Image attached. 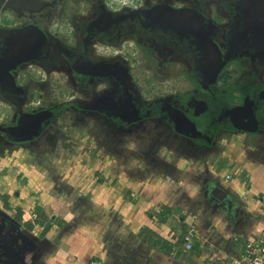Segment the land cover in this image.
Listing matches in <instances>:
<instances>
[{"label": "flooded vegetation", "instance_id": "flooded-vegetation-1", "mask_svg": "<svg viewBox=\"0 0 264 264\" xmlns=\"http://www.w3.org/2000/svg\"><path fill=\"white\" fill-rule=\"evenodd\" d=\"M36 6L0 0V153L17 147L34 153L62 139L60 122L86 117L102 130L106 123L113 133L147 131L157 141L177 136L199 148L239 133L264 145V0H37ZM140 62L158 65L166 77L147 75L151 95L131 77ZM173 63L180 66L169 70ZM35 66L38 77L28 69ZM100 83L109 87L97 93ZM159 84L167 88L158 91ZM66 107L72 112L62 115ZM244 143L239 161L263 165L264 146ZM239 161L236 168L246 170ZM40 242L0 209L2 264H25L29 252L38 264Z\"/></svg>", "mask_w": 264, "mask_h": 264}, {"label": "rangeland", "instance_id": "rangeland-1", "mask_svg": "<svg viewBox=\"0 0 264 264\" xmlns=\"http://www.w3.org/2000/svg\"><path fill=\"white\" fill-rule=\"evenodd\" d=\"M115 1L118 5L121 3H132V0ZM2 10L6 11L7 9L5 8ZM57 32L67 35L65 31ZM179 66L180 65L173 63L167 65V68L173 70ZM28 69L34 71L35 74L33 73V75L37 77L41 72L37 66ZM160 70L158 65H156V67H150L147 63L140 62L137 67L131 68V77L137 79V86H140L143 91L147 90L151 95L154 90L151 89L146 82L147 75L149 76L151 73L156 81H161L166 77H162L164 75L158 73ZM165 88L167 87H161L160 84L157 86L158 91H163ZM66 94L65 92V95ZM65 95L58 97L60 101L67 98ZM68 112H72L69 107L61 110L62 115H68ZM106 126L107 124L104 123V130H102L93 117L91 119L86 117L85 122H78L76 124H70L67 120L65 122L62 121L59 123L60 130L57 132V134L62 133V139H60V141L57 140L58 142L55 141L56 143L53 144L39 145L34 153H31L29 149L27 151L24 148L22 149L28 152L29 156L36 164L42 168H47L53 179L57 180L54 189L56 193L69 194L73 192V189L69 188L66 184L60 183L55 176L54 170L64 169L66 166H69V161H71L70 166L72 167L80 166L81 174L99 165L102 171H94L91 174V176L96 179V183L108 184L110 187L121 188L124 204L131 203L133 205V208L129 210L126 216H120L117 213L111 214L113 219L110 230L101 241L89 242L84 257V264H138L136 262L138 261L137 257L138 253L140 254L141 252V248L136 242V238H132V232L127 234L119 232L121 226L127 227V225H124V221H129L131 215L136 216L137 219L142 215V218L145 219V223L148 224L149 220H156V228L159 234L150 233V229L141 221L142 226L140 227V231H142V233L139 238L146 235L151 239H159V241L163 243L166 242L164 241L165 238L163 235H165V231L170 229L168 234L172 233V235H170L176 242H171L170 244L173 256L169 255L172 260L168 259L167 264H177L176 261L180 264H198L196 262L197 258L195 257L198 248L197 234L193 237L194 246L189 251L183 250V241H180L182 238L181 236L190 228L187 221L189 222L190 218L194 221L197 216H195V213L189 215L192 208L186 206L187 204L185 205L184 201H181V197L175 194H183L184 188L176 187V185L181 181L185 183L186 178L188 176L190 177L194 171H197V173L194 174L195 178L199 177L200 180L209 175L214 158L217 155L216 152L222 150L223 147L225 148L227 143H241L236 137L242 135V133L233 137L231 134L220 135L217 137L219 142H215L205 148H199L188 145L189 143H180L177 136L166 139L164 136H161L164 139L157 141V139L153 137L154 135L147 131L136 130L132 133H113L108 131ZM175 140H177V142H175ZM243 142L249 145H258L260 147L263 145V140L259 142L255 138L246 139L245 136ZM126 143H132L135 147L129 149L125 147ZM20 150L21 149L17 147L13 152L9 150V152L2 151L0 153V205H2L0 209H4L7 215L15 219L19 225L25 229L30 238L34 241H41L40 243L42 244L36 249V256L35 259H33L37 261L41 254L49 250L50 245L46 241H43L42 237L44 233L42 234V232H40V238L38 239L32 235L33 230L43 228L44 224L48 222L50 223V228L55 225L61 234L68 235L75 230L78 224L93 219L94 216H88L86 214L93 213L94 210L88 203L87 195L76 196L73 199L71 211L79 212V215L74 217L71 223H66L62 218L65 209L59 202L54 203L47 210L40 206L38 200L35 202L34 206L30 207L31 197L38 195L36 193H29V199L21 200L19 206L13 207L10 203V199L18 198L20 194L19 192H14L12 197L9 198L4 193L2 178L4 175L10 174L9 169L4 167L5 161L10 159L14 152ZM57 161H60V163H57ZM246 173V170L240 172L242 175H246ZM154 177H163L172 181L173 187L171 192H173L172 195H174L172 198L157 197L158 200H156L153 199L154 194H152V196L147 195L149 192L147 189L148 185L151 184L150 179ZM192 179L191 177V180ZM17 180L21 184L26 183V180L21 177H17ZM189 183L190 185H194L197 184L198 181L195 180ZM126 184L131 185V187H124ZM165 200L168 201L167 204L164 202ZM5 204H7V207ZM37 207H40L41 210L38 211ZM53 210L56 211V214H52ZM193 221H190V223H193ZM27 223L32 224V227L28 228ZM160 233H162V235H160ZM80 241L81 237L77 235L72 240V246L78 251H83V248L80 246ZM166 243L169 245L168 242ZM101 244H103V247L100 246ZM150 244L155 246L153 243ZM151 249L152 248L149 246L145 248L144 253L149 257H147L146 262L142 264L149 263ZM101 255L105 257L103 261L100 259ZM152 262L153 261L150 260L151 264H153ZM35 264L37 263L35 262ZM154 264L162 263L156 260Z\"/></svg>", "mask_w": 264, "mask_h": 264}, {"label": "crops", "instance_id": "crops-1", "mask_svg": "<svg viewBox=\"0 0 264 264\" xmlns=\"http://www.w3.org/2000/svg\"><path fill=\"white\" fill-rule=\"evenodd\" d=\"M221 152H227V156L221 157ZM241 152H244V150L239 144L227 143L225 148L223 147L222 150L216 153L217 155L214 158L209 175L200 180L199 177L195 178L194 174L197 173V171H194L190 177L188 176L186 178V185H190L189 182L191 181H198L197 184H194L198 186L200 190L196 198H189L185 190L183 194L178 195V193H175L177 196L181 197L180 199L184 201L185 205L187 204L186 206H190V208L193 209L190 210L189 215L195 213V216H197L194 221L190 218L187 224L190 223V221L195 222L194 227L197 231L196 238L198 240L197 255L195 254V257L197 258L196 262L198 264H232L233 260L238 259L241 253L242 240L247 235L256 233L252 230L253 225L264 223V164L260 167L251 168V166H249L251 165L250 163L239 161L242 160L240 159L241 157L243 158V156L240 155ZM238 161L241 162L242 165H245L244 168L247 171L246 175H242L240 172L237 174L235 171V164L238 163ZM222 173H227V175H221ZM228 176L231 178L229 179ZM191 177L193 178L192 180ZM150 181L151 184H149L150 186L148 185L147 188L149 191L147 194L148 196L154 194L153 199L156 200H158L157 197H167V199H170L174 196L172 195L173 192H171L172 187H167V184L172 182L171 180L169 181V179L163 177H154L150 179ZM204 187L208 188L205 194L203 193ZM213 187L220 188L225 193L224 198L219 200L220 203L210 199V191ZM250 209L252 211H249ZM133 216L131 215L127 228L136 229V234L132 233V238H136V242L141 248L136 263L142 264L146 262L149 256L144 252L145 248L149 246L152 248V251H150L148 264H151L150 260L153 261V264L156 260L161 261L162 264H167L168 259L172 260L171 257H169V255L173 256L171 250L169 253L165 252V250L161 248V241H157L158 239H151L146 235L139 238L142 233V231H140V227L142 226L141 221L150 229V233L159 234L156 228V220H149L148 224L145 223V219L142 218V215L138 217L139 219ZM129 232L131 231H128V233ZM168 232H170V229L165 231V235L163 236L165 238L164 241L168 242L170 245L174 238L171 237L172 233H170V235ZM160 235H162V233H160ZM150 243H153L156 247ZM176 262L180 264L178 261Z\"/></svg>", "mask_w": 264, "mask_h": 264}, {"label": "clouds", "instance_id": "clouds-1", "mask_svg": "<svg viewBox=\"0 0 264 264\" xmlns=\"http://www.w3.org/2000/svg\"><path fill=\"white\" fill-rule=\"evenodd\" d=\"M83 15L84 13L81 12ZM112 55H119L118 50H113ZM109 87L106 83H100L97 85L95 91L97 93L103 92ZM237 140L243 141L244 136L240 135L236 137ZM125 147L132 149L135 147L132 143H126ZM249 150L252 149L249 146ZM244 155L243 152L240 154ZM221 157L227 156V152H221ZM111 162V161H109ZM60 163V161H57ZM71 161L69 166H66L62 170H54L55 176L60 183L66 184L69 188L73 189L72 193H56L54 191L57 180L53 179L47 168H42L36 164L29 156L28 152L24 150L16 151L12 154L10 159L5 161L4 167L9 169L10 174L3 176L4 193L11 198L14 192H19V197L10 199V203L13 207L19 206L21 200L29 199V193H36L38 195L31 197L30 207L35 205L38 200L41 207L46 210L54 203H61L65 209L63 213V220L66 223H71L74 217L79 215V212L71 211L73 199L76 196L87 195L88 203L94 210L93 213H87L88 216H94L93 219L86 220L82 224H78L75 230L68 235H63L59 232L55 225L44 233L42 239L46 241L50 248L45 251L39 257V264H84V257L87 251L89 242H99L110 230L112 225V213H117L120 216H126L129 210L133 208L131 203L124 204L122 189L117 187H110L108 184H97L96 179L91 176L94 171H102L99 165L88 169L81 174L80 166L72 167ZM242 168H237L235 171L237 174ZM221 175H227L222 173ZM17 177H21L26 180L25 184H21ZM91 177V178H89ZM230 179L231 177L228 176ZM124 187H131V185H124ZM167 187L171 188L173 185L169 182ZM176 187L184 188L189 198H196L199 193V187L195 185H185L184 182H180ZM166 204L167 200L164 201ZM2 208V205H0ZM249 211H252L251 209ZM52 214H56L53 210ZM129 221L125 220L124 225H127ZM254 232L259 233L264 230V223H257L253 225ZM44 231L43 228H37L32 231V235L40 238V232ZM128 231L135 233L136 229H129L125 226L119 228V232L127 234ZM79 235L81 237L80 246L83 251H78L72 246V240ZM103 247V244L100 245ZM33 253L29 252L25 255V264H32ZM103 261L105 257L100 256ZM5 260L3 256H0V264Z\"/></svg>", "mask_w": 264, "mask_h": 264}, {"label": "built area", "instance_id": "built-area-1", "mask_svg": "<svg viewBox=\"0 0 264 264\" xmlns=\"http://www.w3.org/2000/svg\"><path fill=\"white\" fill-rule=\"evenodd\" d=\"M189 230L181 237L183 250L189 251L193 248V237L197 234L195 222L188 223ZM176 241L173 240L172 243ZM232 264H264V230L259 233L247 235L242 240L241 253Z\"/></svg>", "mask_w": 264, "mask_h": 264}, {"label": "water", "instance_id": "water-1", "mask_svg": "<svg viewBox=\"0 0 264 264\" xmlns=\"http://www.w3.org/2000/svg\"><path fill=\"white\" fill-rule=\"evenodd\" d=\"M7 2L8 5H11L13 7L19 8L20 6H24V7H29V8H35L36 6V2L37 0H5ZM28 34H24L22 37V41L23 39H27L28 38ZM27 41V40H26ZM33 44V42H28V43H23L20 44V48L19 50L22 51L23 49L28 48L29 46H31ZM22 45V46H21ZM211 195H210V199H212L215 202H219V200L224 198V191L222 189H218L217 187H213L210 191ZM220 203V202H219Z\"/></svg>", "mask_w": 264, "mask_h": 264}, {"label": "trees", "instance_id": "trees-1", "mask_svg": "<svg viewBox=\"0 0 264 264\" xmlns=\"http://www.w3.org/2000/svg\"><path fill=\"white\" fill-rule=\"evenodd\" d=\"M5 206L7 207V204H5ZM37 210L40 211L41 208H40V207H37ZM42 216H43V215H42ZM27 227H28V228H31V227H32V224L27 223ZM49 228H50V223L46 222V223L44 224V226H43V230H44V231H42V234L45 233ZM157 241H159V239H158ZM157 241H156V242H157ZM180 241H182V239H180ZM161 248L164 249L165 252H167V253H169L170 250H171L170 245H168L166 242L161 243ZM194 248H195V247H194Z\"/></svg>", "mask_w": 264, "mask_h": 264}]
</instances>
